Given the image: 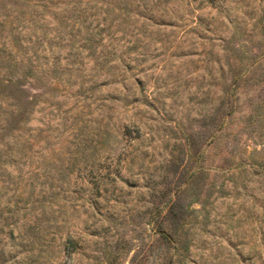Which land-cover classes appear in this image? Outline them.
Here are the masks:
<instances>
[{"label": "rangeland", "instance_id": "obj_1", "mask_svg": "<svg viewBox=\"0 0 264 264\" xmlns=\"http://www.w3.org/2000/svg\"><path fill=\"white\" fill-rule=\"evenodd\" d=\"M151 2L124 71L0 0V264H264V0Z\"/></svg>", "mask_w": 264, "mask_h": 264}, {"label": "trees", "instance_id": "obj_2", "mask_svg": "<svg viewBox=\"0 0 264 264\" xmlns=\"http://www.w3.org/2000/svg\"><path fill=\"white\" fill-rule=\"evenodd\" d=\"M37 2L42 11L51 17L46 22H51L52 28L46 27L44 32L46 47L50 52L69 46V52L74 49L76 57L86 51L93 61V68L103 70L108 64V68L111 69L124 64V71L134 69L129 63L135 57L129 53L138 51L137 54L144 56L148 53L149 35L152 30L147 27L154 19L151 0H37ZM50 29L54 32L49 37ZM147 37L149 39L144 40ZM51 46L53 50H50ZM117 51H120L118 63L112 64ZM123 56L128 60L125 61ZM235 79L227 86L230 90L228 94L223 90L226 97L233 96L232 92L238 84L239 77ZM234 105L236 104L232 103L231 107ZM165 221L163 218L157 221V231L161 238L168 241L171 237L163 229ZM76 249V241L67 235L61 244L63 255L70 258Z\"/></svg>", "mask_w": 264, "mask_h": 264}]
</instances>
